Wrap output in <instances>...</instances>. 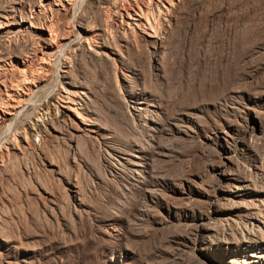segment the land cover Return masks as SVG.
<instances>
[{
	"label": "rangeland",
	"instance_id": "obj_1",
	"mask_svg": "<svg viewBox=\"0 0 264 264\" xmlns=\"http://www.w3.org/2000/svg\"><path fill=\"white\" fill-rule=\"evenodd\" d=\"M0 264H264V0H0Z\"/></svg>",
	"mask_w": 264,
	"mask_h": 264
},
{
	"label": "bare ground",
	"instance_id": "obj_2",
	"mask_svg": "<svg viewBox=\"0 0 264 264\" xmlns=\"http://www.w3.org/2000/svg\"><path fill=\"white\" fill-rule=\"evenodd\" d=\"M70 1V0H69ZM167 1V0H166ZM171 1V0H170ZM170 3V2H169ZM132 8H134V7H132ZM131 8V10H132V13H131V15H130V17L131 18H134V17H137V16H139L140 14H139V11H140V9H139V7H137V9H132ZM146 10H147V8H146ZM145 10V12H147ZM143 12V11H142ZM141 13V12H140ZM129 14V13H128ZM144 14H146V13H144ZM143 15V14H142ZM142 15H140V16H142ZM146 19H148V18H146ZM151 20V19H150ZM142 23V22H141ZM149 24V23H148ZM138 25V24H137ZM149 25H151V24H149ZM145 26V25H144ZM148 27V26H147ZM145 28V27H144ZM154 28V27H153ZM153 31V30H152ZM72 100V99H71ZM65 101H66V99H65ZM72 102V101H71ZM69 106V105H68ZM67 107V106H66ZM72 107V106H71ZM71 109V108H70ZM73 110V109H72Z\"/></svg>",
	"mask_w": 264,
	"mask_h": 264
}]
</instances>
